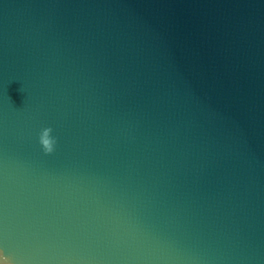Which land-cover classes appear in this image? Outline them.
<instances>
[{"label": "water", "instance_id": "1", "mask_svg": "<svg viewBox=\"0 0 264 264\" xmlns=\"http://www.w3.org/2000/svg\"><path fill=\"white\" fill-rule=\"evenodd\" d=\"M0 253L264 264V0H0Z\"/></svg>", "mask_w": 264, "mask_h": 264}, {"label": "clouds", "instance_id": "2", "mask_svg": "<svg viewBox=\"0 0 264 264\" xmlns=\"http://www.w3.org/2000/svg\"><path fill=\"white\" fill-rule=\"evenodd\" d=\"M51 133V128H44L39 135V144L42 146L45 154H51L55 150L56 139L51 135ZM0 264H12V261L8 256L0 253Z\"/></svg>", "mask_w": 264, "mask_h": 264}]
</instances>
